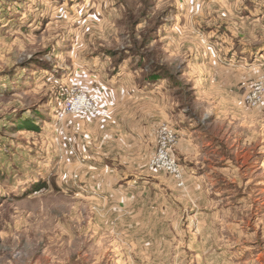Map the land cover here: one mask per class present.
Wrapping results in <instances>:
<instances>
[{"label": "rangeland", "instance_id": "rangeland-1", "mask_svg": "<svg viewBox=\"0 0 264 264\" xmlns=\"http://www.w3.org/2000/svg\"><path fill=\"white\" fill-rule=\"evenodd\" d=\"M0 264H264V0H0Z\"/></svg>", "mask_w": 264, "mask_h": 264}, {"label": "crops", "instance_id": "crops-1", "mask_svg": "<svg viewBox=\"0 0 264 264\" xmlns=\"http://www.w3.org/2000/svg\"><path fill=\"white\" fill-rule=\"evenodd\" d=\"M148 86V85H147ZM125 98H127V100H126V107L128 108L129 107V105L128 104H130V105H134V106H136V107H138L139 106V104H141L140 103V100L141 99H150V101L153 99V96L154 97H156V96H158V94H159V91H158V87H153V88H151V87H144V86H138V85H135V86H131L130 88H126L125 89ZM158 98V97H157ZM122 99L120 100V104H118V106L119 105H122L123 106V104H122ZM124 103V102H123ZM120 108V107H119ZM128 115L131 117V118H128L127 117V119H128V121L127 122H129L130 123V129H132V133L134 134L135 132H136V134H137V138L135 139L134 138V141H132L133 143H131V144H139L138 142V140L137 139H142V135L140 134V129H141V127L140 126H138L137 125V123H138V120H136V116L134 115V113L133 112H131L130 110H129V112H128ZM134 115V116H133ZM132 139V138H131ZM210 139H213L212 137L210 138ZM186 143V145H188V149L189 150H192V147H191V145H190V143H189V141L187 140V139H184L183 140V144H185ZM209 144H211V142H209V143H205L204 145H201V146H199V148H198V150H197V153H198V155L199 156H201V154L203 153V151H202V148L204 149L206 146L208 147L209 146ZM206 147V148H207ZM181 148H183V146L181 147ZM134 153H136V152H134ZM184 154L186 153V151L184 150V152H183ZM189 154V153H188ZM185 157V156H184ZM132 187H134V188H137V186H135V185H131Z\"/></svg>", "mask_w": 264, "mask_h": 264}, {"label": "built area", "instance_id": "built-area-1", "mask_svg": "<svg viewBox=\"0 0 264 264\" xmlns=\"http://www.w3.org/2000/svg\"><path fill=\"white\" fill-rule=\"evenodd\" d=\"M253 87V86H252ZM260 97H258L255 94V91L251 88L250 91L248 92V94L246 95V100L248 101L249 104L255 103L257 100H259ZM77 104H75V102L73 103H68L69 106V110L70 111H75V110H82V109H87V110H91V111H96L95 107L91 105V103H89L87 100H85L83 97H80L77 99ZM167 153L168 150L165 149L164 153ZM162 162H164V164L162 165L165 169H168L169 171H177L176 166L174 164V161L171 157H169L168 153H167V157L162 156ZM152 166H154V161L151 164Z\"/></svg>", "mask_w": 264, "mask_h": 264}]
</instances>
